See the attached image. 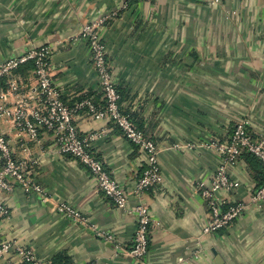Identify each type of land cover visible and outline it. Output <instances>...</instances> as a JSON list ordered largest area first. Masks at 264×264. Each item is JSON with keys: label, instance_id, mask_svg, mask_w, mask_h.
<instances>
[{"label": "crops", "instance_id": "crops-1", "mask_svg": "<svg viewBox=\"0 0 264 264\" xmlns=\"http://www.w3.org/2000/svg\"><path fill=\"white\" fill-rule=\"evenodd\" d=\"M220 1L0 0V63L49 46L51 78L68 108L85 100L98 105L100 94L89 49L76 36L84 24L117 12L100 30L112 83L120 108L158 146L162 175L141 198L157 225L149 229L146 255L136 262L126 255L134 216L116 208L78 161L60 155L51 134L41 131L37 141L21 145L2 123L16 159L39 157L34 174L46 200L17 186L0 193L9 212L0 218V240L20 244L48 264L56 257L75 264H264V203L250 205L258 181L244 153L227 168L237 188L219 196L248 208L232 225L202 233L208 210L196 185L209 182L220 163L204 144L227 141L242 120L252 138L264 137V0ZM18 72L30 79L24 66ZM73 121L81 138L102 133L90 141L89 152L129 194L127 207L133 208L144 167L140 151L86 107L75 110ZM58 203L86 222L55 213ZM5 261L23 264L12 253Z\"/></svg>", "mask_w": 264, "mask_h": 264}, {"label": "built area", "instance_id": "built-area-1", "mask_svg": "<svg viewBox=\"0 0 264 264\" xmlns=\"http://www.w3.org/2000/svg\"><path fill=\"white\" fill-rule=\"evenodd\" d=\"M209 5H220V0H204ZM126 5L122 7L125 9ZM113 12L84 24L76 39L83 40L90 55L98 88L105 105L103 109L96 108L90 101L85 100L74 108H68L61 99L59 90L53 83L50 74L51 48L40 46L30 48L27 52L9 58L0 63V124H7L14 140L24 145L35 142L41 131L51 134L57 152L68 155L84 166L96 181L98 189L113 203V205L135 218L133 244L126 255L139 262L147 253L148 234L152 224L149 207L141 200L147 190L162 182L158 146L145 138L127 115H123L119 106V95L112 83L110 68L106 58V48L100 30L104 23L116 16ZM31 63L28 71L30 79L26 81L18 70ZM86 107L94 119H108L117 127L121 136L134 145L141 153L144 167L142 168L133 195L139 200L133 208L127 207L129 194L104 169L99 160L89 152L90 141L102 136V133L92 134L81 138L74 125L75 110ZM247 120L237 123L227 141L207 142L206 148L213 149L219 156V165L209 182H198L196 190L205 202L208 221L202 229L205 235L212 234L232 225L248 208L247 204L236 203L228 205L219 196L220 191H232L237 183L228 176L227 168L234 166L244 152L254 156L264 165V137L254 139L248 133ZM39 157L26 153L16 159L0 128V193H10L17 186L27 195H35L45 201V192L38 184L34 167ZM264 203V185L255 190L250 196V205L259 208ZM53 211L73 222L85 223L86 219L75 209L65 203H58ZM8 210L0 202V218L8 217ZM105 240L113 241L109 234H100ZM9 253L17 256L22 263L48 264L33 254L32 250L10 241L0 240V263L5 261ZM197 257V256H195ZM3 264V263H2ZM4 264H13L5 261ZM66 264H75L72 261Z\"/></svg>", "mask_w": 264, "mask_h": 264}, {"label": "trees", "instance_id": "trees-1", "mask_svg": "<svg viewBox=\"0 0 264 264\" xmlns=\"http://www.w3.org/2000/svg\"><path fill=\"white\" fill-rule=\"evenodd\" d=\"M24 68L27 71L31 70V68H32L31 63L29 62L28 64L24 65ZM116 91H117V89H116ZM100 99H102L101 94H99V95H97V97H95V100L98 102V105H102L104 107L105 103L103 100L101 101ZM94 104L98 108L97 103L94 102ZM120 111L123 115H127L130 120L132 119V116L127 111H123L121 108H120ZM244 156H245L246 161L249 163L250 167L252 168V170H254L257 174V175H254V177L256 178V181H258L257 185H256V190H257L262 185H264V165L262 163H260L254 156H252L249 153L244 152ZM68 262H70L69 258L56 257L55 259L52 260L51 264H66ZM23 264H28V263H23Z\"/></svg>", "mask_w": 264, "mask_h": 264}, {"label": "water", "instance_id": "water-1", "mask_svg": "<svg viewBox=\"0 0 264 264\" xmlns=\"http://www.w3.org/2000/svg\"><path fill=\"white\" fill-rule=\"evenodd\" d=\"M215 264H220L219 259H217V260L215 261Z\"/></svg>", "mask_w": 264, "mask_h": 264}]
</instances>
